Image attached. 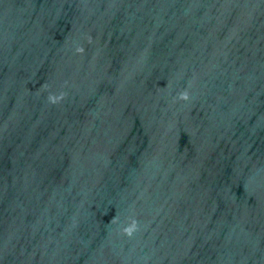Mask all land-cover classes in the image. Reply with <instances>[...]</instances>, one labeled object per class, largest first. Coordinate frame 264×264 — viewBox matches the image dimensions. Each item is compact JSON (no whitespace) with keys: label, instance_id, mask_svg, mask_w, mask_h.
<instances>
[{"label":"water","instance_id":"1","mask_svg":"<svg viewBox=\"0 0 264 264\" xmlns=\"http://www.w3.org/2000/svg\"><path fill=\"white\" fill-rule=\"evenodd\" d=\"M0 264H264V0H0Z\"/></svg>","mask_w":264,"mask_h":264}]
</instances>
